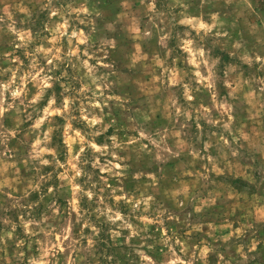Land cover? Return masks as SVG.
I'll list each match as a JSON object with an SVG mask.
<instances>
[{"label":"rangeland","instance_id":"rangeland-1","mask_svg":"<svg viewBox=\"0 0 264 264\" xmlns=\"http://www.w3.org/2000/svg\"><path fill=\"white\" fill-rule=\"evenodd\" d=\"M15 2L20 3L21 0ZM42 2L46 3L47 0ZM150 2L152 0H53L55 7L72 3L74 6L83 4L89 9L91 15L87 18L94 22L95 31L91 30L92 24L79 25V30L86 36L91 33L88 43L93 46V50L100 47L107 50L108 56L104 63L110 67L102 68L101 71L115 73L109 76V80L114 81L109 94L121 96L128 101L124 108L115 101L111 102V113L105 116V122L115 119L116 124L97 137L96 142L103 144L105 138L113 134L124 139L138 135L130 131V125L134 123L141 124L149 134L164 137L159 148L149 144L150 151L131 152V158L126 161L128 167L125 169V174L119 178L109 177L107 172L101 173L99 168L94 170V179H99L100 175H103L107 178L108 185L123 188V191L117 192L118 196L123 197L119 202L111 198L105 201L113 207L114 212L119 211L122 216L128 217L133 210L126 200L150 198L147 210L142 204L129 219L133 228L139 225L141 229L146 228L147 231H141L140 235L132 236L128 240L131 230L123 229L114 241L109 230L115 229L116 225L106 222L105 217L97 218L93 211L98 206L96 198L94 197L92 201H88L86 197L78 198V208L81 211L87 209L86 218L100 229L99 235L93 237L92 229L83 227V220L77 221V212L68 210V201L72 199V194L61 187L58 173L63 172L64 169H58L54 164L44 166L38 174L44 177L51 174L52 178L40 181V188L30 191L25 196L28 184L38 180L35 168L30 164L26 167L24 162L30 150L24 132L32 121L21 124V130L17 131L15 136H9L8 133L15 130L16 125L15 113L9 110L0 115V185H3L5 179L13 183L15 178V191L0 187V234L10 231L12 224H16L15 235L23 239L25 237L21 219L39 221L44 216L50 217L52 207H55L58 210L57 217L48 221L51 226L48 239L52 244L58 239L61 241L60 247L63 252L54 258L57 264H65L66 257L71 258L74 264H140L141 257L134 248L143 243L144 238H147L146 245L139 249L148 257L144 264H239L237 246L250 244L253 241H257V246L250 254L247 264H264V220H256V216H264V203H256L264 197V160H261L256 153H246L245 157L237 162L241 174L225 172L217 175L215 172H210L207 179L198 176L203 170L206 157L205 160L199 158L193 160L191 151L201 150L203 143L211 139L213 146L209 151L216 155L218 148L215 140L222 134L223 129L219 124L216 126L209 124L204 118L198 120L196 110H199L201 105L209 110V119H219L220 113L212 107V93L209 90L202 88L200 91H193L191 102L183 96V83H188L192 75L191 70L195 66L186 65L184 57L188 53L178 47V34L182 36L191 25L179 24L178 20L186 18L193 23L198 20L208 23L210 14L218 13L219 18L225 21L224 30L229 31L232 40L227 42L221 40L215 45L213 38H208L204 42L206 49L211 48L210 62L219 58V63L213 68L217 76L221 77L216 83L217 103L224 102L228 94L229 89L223 83L222 77L229 67H236L238 71L232 75L239 74L242 79L264 78V70L257 71L258 65L249 67L229 55L232 41L242 38L245 46L252 48L255 46V39L247 33L242 23H238L234 28L231 27L235 5H228L225 0H207L203 6L201 0H154L155 10L152 12L148 9ZM22 5L32 13L30 21L25 25L21 26L17 23L18 30L32 34L33 39L27 45L28 50L31 51L38 46L52 47L51 33L44 31V25L63 23V20L58 15L49 19L50 9L41 10V2L37 0H22ZM2 8L3 5H0V10ZM257 9L264 11V0H260ZM97 12L100 15H96ZM14 18L17 21L23 19L24 13L15 12ZM70 23L75 25L78 21L73 19ZM109 24L112 25L111 29L107 27ZM136 27L140 28L139 34L133 31ZM145 30L151 31L150 37L143 36ZM70 33L69 27L68 32L57 44L62 53L68 48ZM192 34L195 35L194 29ZM44 37H47V40ZM161 37H165L163 42ZM106 41H114L115 47L105 43ZM73 42L77 43L75 38ZM21 43L22 40L15 34L0 31V73L10 66L15 67V63L10 65L5 57L6 53H11L12 57L19 56L27 66L29 60L24 55L25 49L16 47ZM79 48L83 50L85 45L81 44ZM45 63L47 61L42 59L41 64ZM65 70L68 71L69 78L75 75L68 64H61L55 74L59 75ZM173 71L178 81L183 77L182 83H172ZM200 71L201 75H207V69L203 66ZM10 76V72L4 73L0 75V80L6 81ZM69 78L62 77L50 92L55 91L59 96L63 91L61 83L68 82ZM71 82L74 86H79L77 81ZM28 87L32 86L28 85ZM257 88L258 85L253 83V91ZM48 94L45 100L40 102L41 106H46ZM173 100L181 111L191 113V119L186 120L183 115L179 117L175 115V110L171 106ZM232 103L236 124L246 122L248 115L246 106H242L238 99ZM108 111L109 109L106 108L105 112ZM146 115L148 119L144 121ZM53 119L57 124L64 125L61 116L53 114ZM79 126H83L82 123L77 125L74 122L73 127ZM41 127L46 130V125ZM63 131L61 127L52 141V146H58L57 154L61 163L66 162ZM213 133H216V136H213ZM68 134L71 135V132ZM176 134H179V138L184 141L183 145H178ZM158 136L154 138L158 139ZM34 142L33 136L31 143ZM76 150L74 146L73 153ZM176 152H179V155H174ZM252 157L255 159L251 170L243 171L248 167V160ZM47 158L51 159V155L48 154ZM100 163H104L103 157L100 158ZM13 164L19 169L18 172L12 167H8L5 171L6 165ZM85 169L92 171L91 164L85 165ZM135 174H140L139 179L133 178ZM248 176L254 183L246 178ZM49 187L53 188L52 193H48ZM110 192L111 188L105 187L104 195L108 196ZM172 193L178 195L173 197ZM213 198L215 203H204L201 207L202 202ZM179 201H183V204H179ZM197 208H200V211H196ZM119 223L120 221L116 222L117 225ZM248 224L252 227L239 241L235 236L227 241L223 239L241 228V225ZM82 227L83 234L94 239V244L85 251H72L68 247L70 241H76V246L87 245V239L80 240ZM43 236L44 234L41 233L40 237ZM165 237L169 238L167 244L164 243ZM148 244L152 247L148 248ZM46 246L51 247L50 244ZM205 247L210 249L206 257L198 258L200 251ZM38 248L39 245L34 244L31 252L25 251V255L35 253L39 257ZM14 250L15 245L10 241L8 248L10 257L14 256ZM108 256L112 257L111 261L108 260Z\"/></svg>","mask_w":264,"mask_h":264},{"label":"clouds","instance_id":"clouds-1","mask_svg":"<svg viewBox=\"0 0 264 264\" xmlns=\"http://www.w3.org/2000/svg\"><path fill=\"white\" fill-rule=\"evenodd\" d=\"M37 2H41V10L50 9L49 19L58 15L63 23H46L44 25V31L51 33L52 47L38 46L29 51L27 45L33 39L32 34L28 31L21 32L18 30L17 23L23 26L30 21L31 11L22 5V0L20 3H16L15 0H0V5H3L2 10H0V31L15 34L22 40V43L17 44L16 47H23L25 49L24 55L29 60V63L25 66L19 56L12 57L11 53L5 54L10 65L15 63V67L10 66L4 69L3 73H0V75L11 73L6 81L0 80V115L9 110L15 113V130L9 132V136H15L17 131L21 130V124L32 121L24 132L30 149L24 161L25 166L27 167L30 164L35 168L37 175L44 166L49 164H54L58 169H64L63 172L58 173V176L61 187L66 188L72 194V199L68 201V210L77 212V221L83 220V227L91 228L93 237L99 235L100 229L86 218L87 209L81 211L78 208V198L86 197L88 201H92L95 197L98 206L93 211L97 218L105 217L106 222L116 225L115 229L109 230L112 239L115 241L120 236L121 230L129 229L131 233L127 239L130 240L132 236L140 235L141 231H147L146 228L141 229L139 225L133 228L129 219L137 209L141 208L142 204L144 209L147 210L150 198L141 197L140 199L129 198L126 200L133 211L128 217H124L119 211L114 212L113 207L105 202L109 198L117 202L123 199L122 196L117 195V192L123 191V188L108 185L107 178L103 175H100L99 179H94V170L99 168L101 173L107 172L109 177L119 178L125 174V169L128 167L126 161L131 158V152L150 151L149 144L159 148L164 137L158 136V134H149L141 124L134 123L130 125V131L138 133V135H132L124 139L117 134H113L107 136L103 144L96 142L97 137L106 133L110 126L116 124L115 119L105 122V116L111 113V102L115 101L121 108H124L128 103L126 98L109 94V90L114 83V81L109 80V76L115 75V73L101 71L102 68L108 69L110 67V65L104 63L108 52L104 47L93 50V46L88 43L91 33L86 36L79 30V25L92 24L91 30L95 31L94 22L87 18L91 13L83 4L74 6L72 3H68L62 7H55L53 0H47L46 3H43L42 0H37ZM206 2L207 0H201V5L203 6ZM225 3L235 5L231 27L234 28L238 23H242L247 33L255 39V46L252 48L246 47L242 38L232 41V50L229 55L236 57L241 63L247 64L249 67L258 65L257 71L264 70V11L257 9L260 0H225ZM148 9L150 12L155 10L154 0L148 4ZM15 12L24 13V18L17 21L14 18ZM82 14H85V16H82ZM96 15H100V13L97 12ZM73 19L77 20L78 24H71L70 21ZM178 23L191 25V28L182 36L178 34V47L188 53L184 57L186 65L195 66L191 70L192 75L188 83H183V96L191 102L193 91H200L202 88L209 90L212 93V107L220 113L219 119H209V110L201 105L200 109L196 110L198 120L204 118L209 124L213 126L219 124L223 129L222 134L215 140L218 148L216 155L211 154L209 151L213 146L211 139L203 143L201 150L191 151L190 154L193 160L197 158L205 160L206 157L203 170L198 173V176L207 179L210 172H215L217 175L225 172L241 174L237 162L244 158L246 153H256L261 160H264V78L242 79L239 74L232 75L237 73L236 67H229L224 71L222 77L223 83L229 91L224 98V102L217 103L216 83L221 77L217 76L213 68L219 63V58L210 62L209 53L211 48L206 49L204 42L208 38H213V45L221 40L231 41L232 37L229 31L224 30L225 21L219 18L218 13H212L208 23L203 22V20L193 23L192 20L186 18L178 20ZM69 27L71 33L68 35V48L62 53L57 44L68 32ZM107 27L111 29L112 25L109 24ZM193 29L195 35L192 34ZM214 29L215 31H213ZM133 31L139 34L140 28L136 27ZM151 34L150 30L143 32L144 37H150ZM74 38L77 43L73 42ZM44 39L47 40V37H44ZM164 39L165 37H161L162 42ZM105 43L115 47L114 41H106ZM81 44L85 45L83 50L79 48ZM194 48L195 51H193ZM101 52L103 55H98ZM42 59L46 60L47 63L41 64ZM93 60L95 63H90ZM61 64L70 65L75 75L69 78V73L66 70L56 75V69ZM201 66L207 69V75H201ZM184 75H187V73H184ZM62 77L69 79L68 82L61 83L60 86L63 91L58 96L55 91L50 92V90L57 82L61 81ZM73 80L78 82V87L73 85L71 82ZM182 82L183 77L178 81L176 73L173 71L172 83ZM253 83L258 85L255 91L252 89ZM28 85L32 87L29 88ZM49 92L50 94H48ZM46 94H48L46 106H41L40 102L45 100ZM237 99L241 101L242 106H246L248 113L247 121L241 122L239 125L236 124L234 119L232 103ZM77 101H79V104H77ZM171 106L174 108L177 117L183 115L186 120L191 119V113L181 111L175 100L172 101ZM106 108L109 109L107 113L105 112ZM53 114L63 118V126L56 123ZM225 117H227L226 120ZM130 119L134 118L130 117ZM143 119L147 121L148 116H144ZM74 122L77 125L82 123L83 126L73 127ZM42 125H46V130L41 127ZM61 127L64 129L65 163H61L58 158V146H52L53 137ZM69 132H71V135L68 134ZM176 135L178 145H183L184 141L179 138V134ZM212 135L216 136V133ZM33 136L35 142L31 143ZM154 136H158V139ZM74 146L77 149L75 153H73ZM121 153H128V155H121ZM48 154L51 155V159L47 158ZM174 155H179V152L174 153ZM101 157L104 158L103 164L100 163ZM254 159L255 157H252L248 160V167L243 171L251 170ZM88 164H91L92 171L85 169V165ZM8 167H12L16 172L19 171L14 164L6 165L5 171ZM139 175L135 174L133 178L139 179ZM82 177L83 179H81ZM51 178V174L47 177L38 175L37 182H30L24 195L27 196L30 191L38 190L40 181ZM246 178L254 183L250 176ZM14 182L15 178L13 183L5 179L0 187L15 191ZM153 184H155L154 177ZM105 187L111 188L108 196L104 195ZM52 192L53 188L49 187L48 193ZM172 195L175 197L178 194L172 193ZM178 203L183 204V201ZM204 203H215V199L202 202L201 207ZM256 203H264V197H261ZM51 211L50 217L44 216L39 221L32 219L25 221L22 218L20 223L24 230L25 238L23 239L15 235L16 224H12L10 231L0 234V264H57L54 258L62 253L63 249L60 247L61 241L59 239L55 244H52L51 240L48 239L51 227L48 221L56 219L58 210L52 207ZM196 211H200V208H197ZM249 214L251 215V213ZM137 219H140V217H137ZM256 220H264V216H256ZM117 221H120L118 225L116 224ZM83 227L80 240L87 239V245L76 246V241H70L68 244L70 250L85 251L93 246L94 239H90L83 234ZM251 227V224L241 225V228L236 229L234 233L225 236L223 239L227 241L235 236L236 240L239 241ZM41 233L44 234L43 238L40 237ZM51 234L54 235V233ZM168 239L165 237L164 243L167 244ZM10 241L15 245L14 256L11 257L8 255ZM146 241L147 238H144V242L134 248L141 257L140 264H144V261L148 259L143 252L139 251V249L145 247ZM34 244L39 245V257L35 253L26 256L25 251L31 252ZM49 244L51 247L46 246ZM256 246L257 241L237 246L236 252L240 257L239 264H247L250 254L253 253ZM147 247L151 248L152 245L148 244ZM209 250L207 247L203 248L198 258H205ZM49 253H51V257H49ZM108 260L111 261L112 257L108 256ZM65 264H74V261L66 257Z\"/></svg>","mask_w":264,"mask_h":264}]
</instances>
